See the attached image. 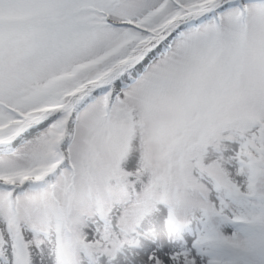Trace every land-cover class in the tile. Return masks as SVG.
Masks as SVG:
<instances>
[{
    "label": "snow or ice",
    "instance_id": "1",
    "mask_svg": "<svg viewBox=\"0 0 264 264\" xmlns=\"http://www.w3.org/2000/svg\"><path fill=\"white\" fill-rule=\"evenodd\" d=\"M0 264H264V0H0Z\"/></svg>",
    "mask_w": 264,
    "mask_h": 264
}]
</instances>
